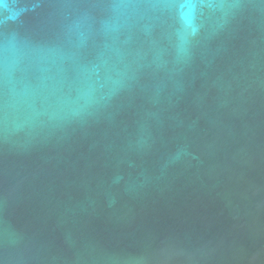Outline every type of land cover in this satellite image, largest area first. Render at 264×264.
<instances>
[{
    "label": "water",
    "instance_id": "water-1",
    "mask_svg": "<svg viewBox=\"0 0 264 264\" xmlns=\"http://www.w3.org/2000/svg\"><path fill=\"white\" fill-rule=\"evenodd\" d=\"M0 264H264V0H0Z\"/></svg>",
    "mask_w": 264,
    "mask_h": 264
}]
</instances>
